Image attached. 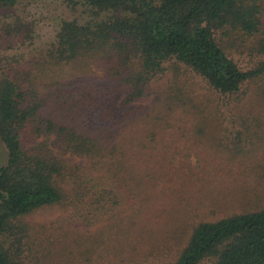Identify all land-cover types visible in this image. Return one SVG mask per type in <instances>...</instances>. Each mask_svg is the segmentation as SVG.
I'll return each instance as SVG.
<instances>
[{
  "label": "trees",
  "instance_id": "16d2710c",
  "mask_svg": "<svg viewBox=\"0 0 264 264\" xmlns=\"http://www.w3.org/2000/svg\"><path fill=\"white\" fill-rule=\"evenodd\" d=\"M67 1L94 17L63 20L54 41L26 60L12 50L34 44V26L0 18V141L8 154L0 166V264H45L22 258V217L89 193L116 200L117 183L135 176L132 150L145 140L143 125L204 111L182 68L224 105L234 95L241 101L243 85L264 73L242 68L229 51L260 32L264 0ZM150 93L154 115L133 106ZM127 124L137 127L128 139ZM206 262L264 264V207L198 222L171 264Z\"/></svg>",
  "mask_w": 264,
  "mask_h": 264
},
{
  "label": "rangeland",
  "instance_id": "374dc122",
  "mask_svg": "<svg viewBox=\"0 0 264 264\" xmlns=\"http://www.w3.org/2000/svg\"><path fill=\"white\" fill-rule=\"evenodd\" d=\"M16 17L35 29L32 46L12 50L26 60L34 49L54 41L63 20L86 22L94 16L82 4L72 6L67 0H21L13 7L0 6V18ZM250 39L246 47L229 49L230 54L246 70L262 68L264 3L261 30ZM181 72L189 81L188 93L204 111L184 115L185 121L173 114L155 126L148 121L147 125L134 122L146 126V137L132 150L135 157L130 166L136 173H125L127 184L117 183L118 198L103 201L101 194L89 193L85 198L43 207L22 217L27 225L23 260L45 264H171L198 222L264 207V73L243 85L241 101L237 100L240 95H234L224 105L225 100L199 76L185 68ZM155 97L150 93L133 106L154 115L148 110ZM217 102L223 105L219 111ZM187 109L193 112L192 106ZM132 129L137 127L123 125L126 139ZM65 158L88 165L85 157ZM7 159L0 141V166Z\"/></svg>",
  "mask_w": 264,
  "mask_h": 264
}]
</instances>
